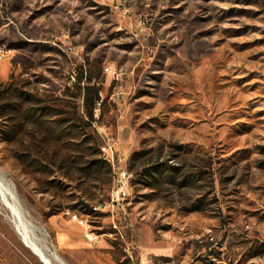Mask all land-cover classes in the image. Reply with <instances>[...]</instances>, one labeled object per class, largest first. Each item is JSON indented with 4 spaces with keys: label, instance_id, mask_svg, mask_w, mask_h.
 Instances as JSON below:
<instances>
[{
    "label": "rangeland",
    "instance_id": "rangeland-1",
    "mask_svg": "<svg viewBox=\"0 0 264 264\" xmlns=\"http://www.w3.org/2000/svg\"><path fill=\"white\" fill-rule=\"evenodd\" d=\"M0 173L68 264H264V0H0Z\"/></svg>",
    "mask_w": 264,
    "mask_h": 264
},
{
    "label": "bare ground",
    "instance_id": "bare-ground-1",
    "mask_svg": "<svg viewBox=\"0 0 264 264\" xmlns=\"http://www.w3.org/2000/svg\"><path fill=\"white\" fill-rule=\"evenodd\" d=\"M13 183L0 173V215L41 264H68L57 253L45 228L26 211Z\"/></svg>",
    "mask_w": 264,
    "mask_h": 264
},
{
    "label": "trees",
    "instance_id": "trees-1",
    "mask_svg": "<svg viewBox=\"0 0 264 264\" xmlns=\"http://www.w3.org/2000/svg\"><path fill=\"white\" fill-rule=\"evenodd\" d=\"M83 74L84 73L82 70L79 71L78 74H75V83L73 86L77 90L76 94L82 96L83 107L85 108L86 116L92 119L94 107L100 100V89L91 81V77H84ZM66 91L70 92V89H67ZM76 97L77 95H73L72 98ZM92 165L96 166L98 169L102 165V162L99 160H94L85 166V168H89Z\"/></svg>",
    "mask_w": 264,
    "mask_h": 264
},
{
    "label": "built area",
    "instance_id": "built-area-1",
    "mask_svg": "<svg viewBox=\"0 0 264 264\" xmlns=\"http://www.w3.org/2000/svg\"><path fill=\"white\" fill-rule=\"evenodd\" d=\"M113 155V147L110 144L105 145L102 148V157H107L108 159H110ZM128 178H130V176L127 174L126 171H121L117 174V189H116V196L114 197L113 201L117 200L118 198L125 196L126 195V191L124 190L125 187L127 188L128 185ZM67 214H69L67 212ZM72 220L76 221L79 225H81L82 227L85 228V238L88 242L92 243L96 241V236H93V234L88 232L87 229V223L85 220L78 218L77 215H72Z\"/></svg>",
    "mask_w": 264,
    "mask_h": 264
}]
</instances>
